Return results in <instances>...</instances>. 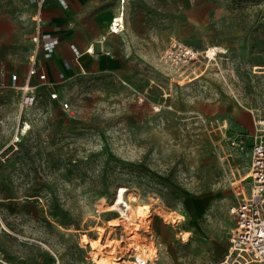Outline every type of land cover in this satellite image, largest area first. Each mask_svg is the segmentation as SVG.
<instances>
[{"label": "rangeland", "instance_id": "obj_1", "mask_svg": "<svg viewBox=\"0 0 264 264\" xmlns=\"http://www.w3.org/2000/svg\"><path fill=\"white\" fill-rule=\"evenodd\" d=\"M121 1L83 13L78 26L91 20L89 31L105 35L82 58L86 70L74 61L53 85L31 80L26 105L32 11L0 0V264H95L80 238H97V225L125 253L126 232L108 224L119 211L96 205L120 186L151 205L154 232L141 235L154 236L161 264H263L239 257L230 239L264 121V0H125L127 28L111 34L104 12ZM172 41L193 59L165 58ZM212 46L221 51L207 56ZM163 211L181 220L165 223Z\"/></svg>", "mask_w": 264, "mask_h": 264}, {"label": "built area", "instance_id": "obj_2", "mask_svg": "<svg viewBox=\"0 0 264 264\" xmlns=\"http://www.w3.org/2000/svg\"><path fill=\"white\" fill-rule=\"evenodd\" d=\"M44 0H29L35 3L37 10L32 17L35 22L36 33L31 40L34 43L33 52L30 56V65L27 72V80L21 88L25 90L23 103H33L35 95L29 94V90L34 93L36 86L31 83L32 78H37L41 85L47 82L46 73L38 68L37 55L41 51L45 58L53 55L59 44V38L50 33L41 31V6ZM67 7L65 0H59ZM124 6L125 0H122ZM122 6L120 14L112 19L110 30L119 33L125 30L124 8ZM75 50V48H73ZM194 50L189 45L172 41L166 51L165 58L179 56L183 62H189L194 57ZM12 84H16L18 75L12 74ZM58 97L57 92L51 93V98ZM69 102L63 103V108L68 109ZM23 109V108H21ZM264 121L257 120L255 133L253 134V144L251 149L250 164L248 170L247 187L239 189L237 204L232 208V213L236 217L235 226L231 232V249L244 260H250L264 264Z\"/></svg>", "mask_w": 264, "mask_h": 264}, {"label": "crops", "instance_id": "obj_3", "mask_svg": "<svg viewBox=\"0 0 264 264\" xmlns=\"http://www.w3.org/2000/svg\"><path fill=\"white\" fill-rule=\"evenodd\" d=\"M67 7H64L59 0H44L41 6V31L43 33H50L53 36L59 38V44L56 47L53 55L49 58H45L43 53L40 51L37 55V63L40 71L46 73L47 82H50L51 85L58 81H61L65 78H68V75L72 74L74 70V61H76L82 69L86 70V66L82 61L84 56L89 52L88 50L91 47V44L96 45L103 42L105 35L102 38L97 37L89 31V28L92 27L91 20L90 25H83V28L78 26L82 20H84L83 13H91L94 11L95 7L103 4L106 0H65ZM25 5L31 9V19L35 15L37 6L35 3H30L29 0H23ZM125 3V2H124ZM122 4L118 7V4L115 6L109 7L104 12L105 18H111L109 24V33L111 34H122L126 28L127 24L124 18L125 30L119 33H113L110 30L112 19L120 14L122 9ZM125 6V4H124ZM125 11V9H124ZM125 15V13H124ZM123 15V16H124ZM33 21V19H32ZM33 31L31 34H26L25 38L30 40L32 36L35 35V22L33 21ZM33 45L31 51L33 52L34 43L31 40ZM75 48V50L73 49ZM32 52L30 54H32ZM96 52V51H95ZM94 52V53H95ZM31 56V55H30ZM28 72V71H27ZM5 65L0 63V87L5 84ZM12 74V73H10ZM9 74V75H10ZM17 74L18 73H15ZM55 76V78L53 77ZM19 78V76H18ZM20 79V78H19ZM37 78H32L35 80ZM9 80L12 82L11 77ZM27 80V73L25 82Z\"/></svg>", "mask_w": 264, "mask_h": 264}, {"label": "bare ground", "instance_id": "obj_4", "mask_svg": "<svg viewBox=\"0 0 264 264\" xmlns=\"http://www.w3.org/2000/svg\"><path fill=\"white\" fill-rule=\"evenodd\" d=\"M122 14L124 15V11ZM219 50L221 51L220 47L212 46L206 51L207 56L215 55L219 52ZM88 51L95 52V44H91ZM126 192L127 188L125 186H120L117 189L114 200L111 203H109L105 197H100L96 202V205L102 212L119 211L118 214L120 216L109 219L108 224L114 227H123L124 230L122 232H126V252L124 253L123 250L120 249L119 239L110 238L107 241H101V237L104 233V227L100 225L95 227L99 233L97 238H91L86 232H83L81 233V242L91 248L89 254L95 264H122L121 260L123 257L116 255L117 252L130 255L133 258L124 261L125 264H161L160 254L163 253L159 252L158 244L153 239L154 236L143 238L141 235V231L143 229H145V231H149L150 233L154 232L152 226L154 216L151 210V205L148 203H133L132 197H129L130 200H127ZM156 214L163 218L164 222L168 224H173L181 220L180 216L172 211L156 212ZM189 238L190 236L188 231H183V241H188Z\"/></svg>", "mask_w": 264, "mask_h": 264}]
</instances>
